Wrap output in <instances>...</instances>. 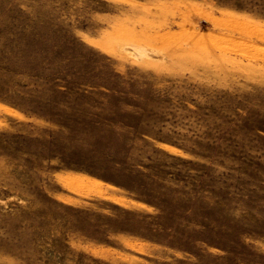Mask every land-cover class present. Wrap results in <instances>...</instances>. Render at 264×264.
<instances>
[{
    "label": "rangeland",
    "instance_id": "obj_1",
    "mask_svg": "<svg viewBox=\"0 0 264 264\" xmlns=\"http://www.w3.org/2000/svg\"><path fill=\"white\" fill-rule=\"evenodd\" d=\"M0 264H264V0H0Z\"/></svg>",
    "mask_w": 264,
    "mask_h": 264
}]
</instances>
